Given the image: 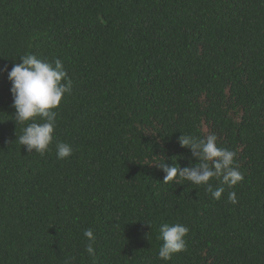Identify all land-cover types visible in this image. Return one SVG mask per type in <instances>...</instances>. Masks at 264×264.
Here are the masks:
<instances>
[{
	"label": "trees",
	"instance_id": "1",
	"mask_svg": "<svg viewBox=\"0 0 264 264\" xmlns=\"http://www.w3.org/2000/svg\"><path fill=\"white\" fill-rule=\"evenodd\" d=\"M29 53L72 81L55 141L73 154L16 141L0 71V264H264V0H0V69ZM209 133L243 175L219 200L147 165L188 166L179 136ZM176 222L186 250L161 260Z\"/></svg>",
	"mask_w": 264,
	"mask_h": 264
},
{
	"label": "clouds",
	"instance_id": "2",
	"mask_svg": "<svg viewBox=\"0 0 264 264\" xmlns=\"http://www.w3.org/2000/svg\"><path fill=\"white\" fill-rule=\"evenodd\" d=\"M14 63L11 70L5 66L0 71H6L11 82L12 95L11 107L15 110L13 120L16 124L24 125L22 133L16 138L20 145L26 148L28 153L35 151L43 156L55 141V129L57 127V111L55 109L61 103L62 97L70 93L72 81L68 77L63 62L57 58L52 62L37 57L35 54H24ZM218 137L215 133H209L201 138L195 135L182 134L178 143L182 148L191 151L195 162L189 161V165L181 167L178 163L169 166L165 161L149 163L155 166L165 175L163 183L174 182L182 184L188 181L196 186H203L206 193L219 200L228 189L236 186L243 179L242 173L236 164V152L219 147ZM56 156L60 160L69 158L73 154V148L67 142L55 141ZM161 156V155H159ZM177 164L179 166H177ZM213 179L220 182L215 187L210 182ZM228 201L236 203L235 192L228 193ZM150 226L149 223H145ZM189 228L179 222L164 223L159 227L157 239L162 241L158 249V258L164 261L171 259L175 253L186 250V236ZM86 238V253L95 258L94 243L96 236L93 229L83 231ZM72 258L65 260L64 264H71Z\"/></svg>",
	"mask_w": 264,
	"mask_h": 264
}]
</instances>
